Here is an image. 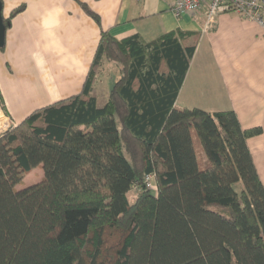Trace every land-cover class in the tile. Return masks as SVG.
<instances>
[{
    "label": "trees",
    "instance_id": "obj_1",
    "mask_svg": "<svg viewBox=\"0 0 264 264\" xmlns=\"http://www.w3.org/2000/svg\"><path fill=\"white\" fill-rule=\"evenodd\" d=\"M191 36L102 32L82 93L0 136V264H264V183L248 147L263 130L234 111L176 108ZM106 62L120 78L99 108Z\"/></svg>",
    "mask_w": 264,
    "mask_h": 264
},
{
    "label": "crops",
    "instance_id": "obj_2",
    "mask_svg": "<svg viewBox=\"0 0 264 264\" xmlns=\"http://www.w3.org/2000/svg\"><path fill=\"white\" fill-rule=\"evenodd\" d=\"M1 1L7 27L4 49L0 48V94L5 105L0 99V119L8 127L82 93L102 32L118 41L139 35L151 42L182 31L192 34L182 44H196V50L176 108L234 111L243 129L261 128V135L248 139V147L264 183L262 26L222 14L213 30L204 32V10L176 18L171 10L177 0H80L100 17L101 25L75 0ZM112 65L104 63L93 88L99 108L108 103L120 78V69ZM32 175L28 184L39 183L44 172L38 168L28 177Z\"/></svg>",
    "mask_w": 264,
    "mask_h": 264
},
{
    "label": "built area",
    "instance_id": "obj_3",
    "mask_svg": "<svg viewBox=\"0 0 264 264\" xmlns=\"http://www.w3.org/2000/svg\"><path fill=\"white\" fill-rule=\"evenodd\" d=\"M204 10V32L213 30L217 17L222 14H232L239 18L256 22L264 28V0H177L172 7V13L176 18L186 14L195 15ZM144 186L152 192L158 191V183L155 174H148L144 180ZM138 191L137 187L133 188Z\"/></svg>",
    "mask_w": 264,
    "mask_h": 264
},
{
    "label": "rangeland",
    "instance_id": "obj_4",
    "mask_svg": "<svg viewBox=\"0 0 264 264\" xmlns=\"http://www.w3.org/2000/svg\"><path fill=\"white\" fill-rule=\"evenodd\" d=\"M106 64L112 65L113 63H108V62H106ZM112 66H114V65H112ZM114 67H116V66H114ZM116 75H117V74L112 75L111 78H110L111 80H110V79H107V80H105V81H106L107 83H109V81H112L113 79H115ZM11 127H12V125H10V126L8 127V124L5 123L3 119H0V136H1L4 132H7V130L10 131V129H12ZM14 128H15V127H14ZM29 175H30V174H29ZM29 175L26 176L27 178L25 177V179H26V181H25L26 184H24L25 186H29L30 184H28V183L30 182L31 179L34 178V175L28 177ZM20 188H22V187H21V186H18V187H17V189H20ZM138 193H139L138 191H136V190L133 189V190L129 193V195H128L129 200H130L131 202H132V201H135V199H136Z\"/></svg>",
    "mask_w": 264,
    "mask_h": 264
},
{
    "label": "water",
    "instance_id": "obj_5",
    "mask_svg": "<svg viewBox=\"0 0 264 264\" xmlns=\"http://www.w3.org/2000/svg\"><path fill=\"white\" fill-rule=\"evenodd\" d=\"M2 11H3V4L2 1L0 0V46L1 47H3L5 44V34H6V27L2 16Z\"/></svg>",
    "mask_w": 264,
    "mask_h": 264
}]
</instances>
